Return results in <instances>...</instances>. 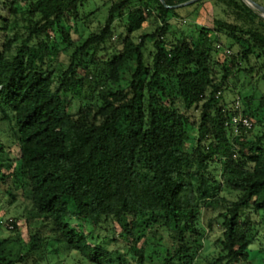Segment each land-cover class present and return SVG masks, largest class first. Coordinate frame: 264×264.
<instances>
[{"label": "trees", "instance_id": "obj_1", "mask_svg": "<svg viewBox=\"0 0 264 264\" xmlns=\"http://www.w3.org/2000/svg\"><path fill=\"white\" fill-rule=\"evenodd\" d=\"M188 1L0 0V264H264V19L170 40Z\"/></svg>", "mask_w": 264, "mask_h": 264}, {"label": "rangeland", "instance_id": "obj_2", "mask_svg": "<svg viewBox=\"0 0 264 264\" xmlns=\"http://www.w3.org/2000/svg\"><path fill=\"white\" fill-rule=\"evenodd\" d=\"M96 1L99 5L104 4L103 3L104 0L103 1L96 0ZM253 1L263 6L261 1L260 2L258 0H253ZM199 2H203V3L199 4ZM199 2L186 5V6H182L183 4H181L176 7L177 15L175 17H172V19L170 20L172 24L169 30V35H168L170 40H173L175 37L180 38L182 31L187 32L190 29L194 30L195 27H205V28L213 29L215 20L233 22V19L231 17V14L229 13V10L222 3L217 2V0H201ZM259 17L262 18L261 16ZM123 25H124L123 23H117L116 25L115 35L112 39V44L115 49L120 48L121 46L120 38L125 35L124 33L125 29ZM144 28L145 30L152 32L155 27L151 22H148ZM222 55L223 54H221L219 57L220 61L223 60ZM231 90L226 91L224 94V98L227 101H231L234 98H237L239 94L238 92L240 90H246L245 91L246 94H249V95L253 94L252 86H249L248 82L242 79L240 80L239 83L234 81V83L231 86ZM72 111H73V107H69L68 112L71 113ZM9 134L10 133L8 131V128L3 125H0V138L6 144L10 143L11 141L10 137H8ZM14 154L15 152L11 155L14 157ZM223 193L224 195L228 196L227 193L225 192ZM9 203H10V199L7 198V196L4 194L3 189L0 188V205L2 207V212H0L1 213L0 215L3 216V220H5L4 221L5 223L3 224V228L0 231V238H8V237L16 236V233H12V229H13L12 226H9L10 223L7 224L6 221L11 222L13 219H18L17 226L21 232V239L24 242H28L29 240L27 236V225L25 222V217L28 215V212L30 209L29 202L20 193L17 195V202L15 204H9ZM214 238H215V235H212L211 239H214ZM261 241L264 242L262 238H261ZM255 248L257 250L260 249V247L257 245L255 246ZM50 250L52 249L50 248ZM65 256H66L65 254L62 255L61 261H64ZM43 264H46V262H44Z\"/></svg>", "mask_w": 264, "mask_h": 264}, {"label": "water", "instance_id": "obj_3", "mask_svg": "<svg viewBox=\"0 0 264 264\" xmlns=\"http://www.w3.org/2000/svg\"><path fill=\"white\" fill-rule=\"evenodd\" d=\"M160 3H162L163 5H166V2L168 0H158ZM201 0H190L187 3L183 4L182 6H186V5H190V4H194L196 2H199ZM253 12H255L256 14H258L259 16H261L262 18H264V6L256 3L253 0H242Z\"/></svg>", "mask_w": 264, "mask_h": 264}, {"label": "built area", "instance_id": "obj_4", "mask_svg": "<svg viewBox=\"0 0 264 264\" xmlns=\"http://www.w3.org/2000/svg\"><path fill=\"white\" fill-rule=\"evenodd\" d=\"M232 123L234 124L236 129L240 127L245 130H251L253 127V123L248 118L234 117Z\"/></svg>", "mask_w": 264, "mask_h": 264}]
</instances>
